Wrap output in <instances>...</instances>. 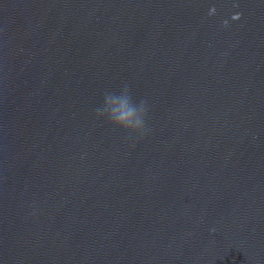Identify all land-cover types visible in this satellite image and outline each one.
<instances>
[{
    "label": "water",
    "instance_id": "95a60500",
    "mask_svg": "<svg viewBox=\"0 0 264 264\" xmlns=\"http://www.w3.org/2000/svg\"><path fill=\"white\" fill-rule=\"evenodd\" d=\"M0 264H264V0H0Z\"/></svg>",
    "mask_w": 264,
    "mask_h": 264
},
{
    "label": "clouds",
    "instance_id": "9594fccd",
    "mask_svg": "<svg viewBox=\"0 0 264 264\" xmlns=\"http://www.w3.org/2000/svg\"><path fill=\"white\" fill-rule=\"evenodd\" d=\"M217 12L218 9L212 6L208 15L214 16ZM240 17L241 14H236L232 19L239 20ZM222 25L227 28L230 26V21L225 19ZM94 111L98 119L103 118L114 127L123 129L129 137L137 135L143 138L148 132L147 117L149 109L147 101L144 99L135 100L127 84L118 92L106 91L102 106L97 107Z\"/></svg>",
    "mask_w": 264,
    "mask_h": 264
}]
</instances>
